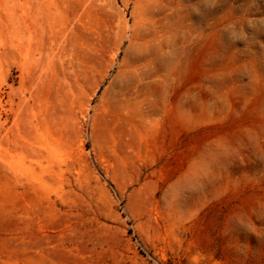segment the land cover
<instances>
[{"label": "rangeland", "instance_id": "obj_1", "mask_svg": "<svg viewBox=\"0 0 264 264\" xmlns=\"http://www.w3.org/2000/svg\"><path fill=\"white\" fill-rule=\"evenodd\" d=\"M0 264H264V0H0Z\"/></svg>", "mask_w": 264, "mask_h": 264}]
</instances>
